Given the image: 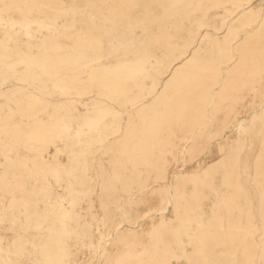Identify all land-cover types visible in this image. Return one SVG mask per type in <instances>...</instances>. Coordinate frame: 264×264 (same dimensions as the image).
I'll use <instances>...</instances> for the list:
<instances>
[{"label":"rangeland","instance_id":"rangeland-1","mask_svg":"<svg viewBox=\"0 0 264 264\" xmlns=\"http://www.w3.org/2000/svg\"><path fill=\"white\" fill-rule=\"evenodd\" d=\"M0 264H264V0H0Z\"/></svg>","mask_w":264,"mask_h":264},{"label":"bare ground","instance_id":"bare-ground-1","mask_svg":"<svg viewBox=\"0 0 264 264\" xmlns=\"http://www.w3.org/2000/svg\"><path fill=\"white\" fill-rule=\"evenodd\" d=\"M226 184V183H225Z\"/></svg>","mask_w":264,"mask_h":264}]
</instances>
